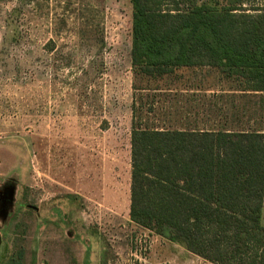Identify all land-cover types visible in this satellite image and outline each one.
<instances>
[{"label": "rangeland", "instance_id": "1", "mask_svg": "<svg viewBox=\"0 0 264 264\" xmlns=\"http://www.w3.org/2000/svg\"><path fill=\"white\" fill-rule=\"evenodd\" d=\"M131 15V0H0V264L19 247L21 264H211L129 219L132 105L161 128L264 129V93L208 67L135 77Z\"/></svg>", "mask_w": 264, "mask_h": 264}, {"label": "trees", "instance_id": "2", "mask_svg": "<svg viewBox=\"0 0 264 264\" xmlns=\"http://www.w3.org/2000/svg\"><path fill=\"white\" fill-rule=\"evenodd\" d=\"M251 1L131 0L135 77L208 67L241 94H263L264 3ZM223 120L216 129L161 128L141 123L133 103L129 219L211 264H264V129L259 118L247 129ZM22 257L19 247L4 264Z\"/></svg>", "mask_w": 264, "mask_h": 264}]
</instances>
